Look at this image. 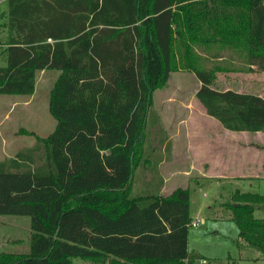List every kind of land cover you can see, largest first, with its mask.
I'll return each mask as SVG.
<instances>
[{"label": "trees", "instance_id": "1", "mask_svg": "<svg viewBox=\"0 0 264 264\" xmlns=\"http://www.w3.org/2000/svg\"><path fill=\"white\" fill-rule=\"evenodd\" d=\"M8 3L0 94L31 95L38 71L60 74L54 131L0 160V215L30 216L32 229L30 252L0 251V264H193L189 190L131 193L136 168L151 162L153 93L172 72L190 71L207 115L228 130L263 131L264 98L213 88L221 66L203 62L228 51L264 71V0ZM231 200L238 239L264 259V218L254 216L264 195L236 191Z\"/></svg>", "mask_w": 264, "mask_h": 264}, {"label": "rangeland", "instance_id": "2", "mask_svg": "<svg viewBox=\"0 0 264 264\" xmlns=\"http://www.w3.org/2000/svg\"><path fill=\"white\" fill-rule=\"evenodd\" d=\"M8 11V0H0V66L8 63L4 46L1 45L8 42L10 36ZM196 50L204 54L201 47L197 46ZM224 53L226 59L203 62L205 67H213L215 64L221 66L212 87L219 90H241L239 92L254 93L264 98V71L246 64L231 52ZM59 74L60 70L57 69L38 71L36 89L31 95L0 94V160L9 159L34 146L40 141L38 137L46 138L54 131L57 119L50 111V101ZM199 86L200 82L192 72L177 70L170 74L163 87L154 91L155 105L150 109L144 140L145 154L151 162L149 166L139 165L136 168L131 193H158L162 178L175 171L173 175L190 192L192 218L204 221L197 227H189L188 250L195 258L193 264H264L263 257L257 259L258 255L262 256L259 250L252 247L240 249L238 244V227L226 205L232 201L234 187L230 184L221 186L216 180L205 182L198 170L186 175L181 169V160L173 164L172 161L167 163L171 160L172 146L170 142H166V136L170 128L178 124V120L185 118L192 128L201 123L208 130L213 128L212 124L220 125L211 116L207 117L205 124L202 123L206 113L195 96ZM167 98L171 100L169 104L165 102ZM159 102H162L161 105H158ZM176 147L182 151L181 140L177 141ZM40 162L41 158H38L37 163ZM175 166L178 169H174ZM246 185L247 187L240 184L238 187L256 194L264 192V186L259 187L257 183L252 187ZM168 188L169 183L166 188V193L169 194ZM254 216L264 218V201L256 204ZM31 233L30 216L0 215V251L30 252ZM91 262L96 263L74 258L72 264Z\"/></svg>", "mask_w": 264, "mask_h": 264}, {"label": "crops", "instance_id": "3", "mask_svg": "<svg viewBox=\"0 0 264 264\" xmlns=\"http://www.w3.org/2000/svg\"><path fill=\"white\" fill-rule=\"evenodd\" d=\"M1 45L4 46L6 55L7 42ZM165 102L169 104L171 102L170 98H167ZM161 103L162 102H159L158 105H161ZM153 104L155 105V102H153ZM208 116L209 115L205 114L202 118L203 124H205ZM200 124L201 123L192 128L188 124V121L182 118L178 120L177 125L170 128L168 136H166V142L171 143L172 151L171 160L167 163H171L172 161L173 164L181 160V169L186 175L198 170L201 178L205 182L216 180L218 183H221V186L230 184L234 187L235 192L251 193L250 191L240 189L238 187L240 184H245L246 187V184L252 187L255 183H257L259 187L264 186V148L259 147L264 145V130L257 132L232 131L224 128L221 124H212L213 128L210 127L211 130H208L205 125ZM178 140L182 141V151H179L176 147ZM174 169H178V167L175 166ZM176 171L179 172V170ZM174 173L175 171L171 172V175L162 178L159 194L164 196L168 195V193H166V191L168 192V190H166L168 183L170 184V188H168L170 191L169 194L175 188L183 187V184H180L176 176L173 175ZM260 195H264V192ZM191 209L190 203V213ZM195 219L198 218H192V220ZM237 241L241 247L240 249L250 248V246L239 239ZM190 257L193 258V260L195 259L191 254ZM247 257L251 259L254 258ZM259 258H262V256L258 255L257 259ZM91 264L94 263L91 262Z\"/></svg>", "mask_w": 264, "mask_h": 264}, {"label": "built area", "instance_id": "4", "mask_svg": "<svg viewBox=\"0 0 264 264\" xmlns=\"http://www.w3.org/2000/svg\"><path fill=\"white\" fill-rule=\"evenodd\" d=\"M202 223H203V219L198 218V219H195V220H191L190 226L196 227V226H198V225H200Z\"/></svg>", "mask_w": 264, "mask_h": 264}]
</instances>
